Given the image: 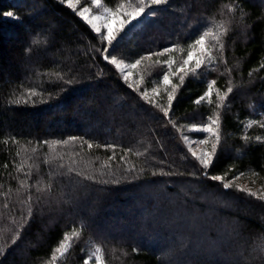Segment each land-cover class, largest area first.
I'll return each instance as SVG.
<instances>
[{"label": "trees", "instance_id": "16d2710c", "mask_svg": "<svg viewBox=\"0 0 264 264\" xmlns=\"http://www.w3.org/2000/svg\"><path fill=\"white\" fill-rule=\"evenodd\" d=\"M102 2L115 10L128 0ZM152 11L109 46L60 0H0V264H50L63 235L81 225L66 258L51 264H84L95 246L105 264H264V199L209 178L242 174L264 186V128L245 127L264 119V0H168ZM221 20L230 21L222 59L213 74L205 64L174 75L168 117L104 58L150 56L139 65L144 83L160 81L169 69L153 54L179 46L180 64ZM210 80L213 104L197 105ZM229 86L218 110L221 143L205 169L184 149L180 128L214 116L216 89ZM28 89L42 95L12 103ZM53 141L66 143L53 151Z\"/></svg>", "mask_w": 264, "mask_h": 264}, {"label": "snow or ice", "instance_id": "6c2138e0", "mask_svg": "<svg viewBox=\"0 0 264 264\" xmlns=\"http://www.w3.org/2000/svg\"><path fill=\"white\" fill-rule=\"evenodd\" d=\"M60 3L67 4L69 8H72L74 11L77 10V5H79L80 0H60ZM168 0H128V3H121L115 10L108 7H103L102 13L98 14H92L90 7H83L79 11H77V15H79L83 20H85L91 28L97 33L101 34V29H105L106 32L102 35H100L101 41H106L108 45H111L112 42L116 39L119 32L123 31L125 25L132 23L134 20H138L140 17L147 18L148 16H154L156 13L154 11L148 12L147 15L146 9L150 8L152 6H159L167 4ZM90 4L94 5L96 9L102 8V0H90ZM229 12H234L235 8L232 5L228 6ZM7 16L17 18L14 16L12 12L6 13ZM229 24L230 21H224L221 20L219 22L213 21L212 26L207 28L205 31H203L191 44L188 45V51L186 57L180 62L178 67L176 68L175 74L179 75L180 73L187 74L186 70L190 69L193 74H197V70L200 69L202 66L207 64L208 70H213V66L216 65L218 59H222L223 51H224V42L223 37L227 35L229 31ZM115 26V27H114ZM33 44H41L46 43V41H41L40 39L36 38L32 41ZM31 49H28L30 51ZM183 52L184 49L179 48L177 46L176 48H169L163 50V52L154 53L153 55L160 56L164 55L165 53L169 52H176V51ZM216 51L220 54V56L213 55V52ZM106 60H108L109 63L115 66V68L120 71L123 74V78L125 81L128 80L129 76L131 75V72H127L125 74V69L130 68H136L138 67L142 60H137L135 63L132 64H125L123 60H118L115 56L105 55L104 57ZM142 59H150V57L142 58ZM156 63H165L169 69L172 68L173 64L176 63L174 58L169 59L168 61H156ZM194 64V67H191ZM261 67H264V64H261ZM230 71V69L228 70ZM56 78L58 80H64L63 75L56 73ZM184 76H179V84H183L184 82ZM143 77H141V80ZM73 81L71 79L65 81V83H72ZM161 82L163 85L166 86V92H167V106H163L156 102L155 100H151L149 98L148 91H144L141 93V97L149 100L150 103L153 104V106L158 107L161 109V111L164 113L165 117H168L169 111L172 108V103L175 99V92L176 89L179 87L177 84H173L172 80L170 79V75L168 73H165L162 75ZM231 83V82H229ZM131 86V85H130ZM167 86L171 87V91H167ZM215 87V80L208 82L206 86V91L204 95L200 96L197 100L194 101L197 105L201 103V101H206L209 105L213 104V100L211 99L213 90ZM232 87L229 86L227 90L223 93L220 92L219 89H216V95H217V101L215 105V115L208 117L206 122L199 126V130L208 133L210 137L212 138V145H211V151H204L200 155H197L195 151L192 152V155L199 161V164L207 169L211 166L213 157L215 155V152L217 148L219 147L221 143V121H220V115H219V109L224 106V101L227 99V96L229 93L232 92ZM152 93L155 96H159V89L153 88ZM42 93L38 92L35 89H28L24 94L19 96L17 99L13 100L12 103L15 104H21V103H35V101L32 100V97L41 96ZM43 102V101H41ZM170 123H173L171 120H169ZM259 124L260 127L264 128V122H257V121H250L245 127H251L253 124ZM173 126L175 127V124L173 123ZM243 139L247 142L251 139V137L245 135ZM257 141H261V137L257 136L255 137ZM16 142V141H13ZM3 143L7 144V141H3ZM48 143V142H45ZM60 143H66L61 141H53L52 142V148L53 151L55 150V146ZM202 144H208L209 140L205 139L200 141ZM88 147L91 148L92 145L88 144ZM111 147V146H110ZM35 151V149H33ZM129 152L131 150H128ZM17 156L20 155L19 151L16 153ZM135 155L140 156L143 155V153H135ZM115 159V156L109 157V160ZM123 159V157H122ZM26 161H23L17 165H15L17 171H23L24 164ZM4 167H7L5 165ZM60 167H63V165H60ZM105 167H110L109 164H106ZM70 171H73L74 169H69ZM129 170H134V166L130 167ZM79 174V173H78ZM161 175H164L165 173L161 172ZM170 174V173H168ZM26 176H29L30 173H25ZM153 175H156V173H153ZM205 176L208 175L207 172L204 173ZM242 175V174H241ZM88 179H91L92 177H86ZM210 179L214 181H220L225 189L233 187L235 180L239 179V176L235 177L232 181H227L225 179V176H219V175H213L209 177ZM19 184L22 188L27 189L29 187L27 180H21L19 181ZM51 185H48L46 188L42 189L39 186L37 187V192L40 191H50ZM237 191H246L249 195L256 196L257 194L252 192L251 189H246L241 186H236ZM258 199H264V194L257 197ZM41 198L37 197V200L39 201ZM31 200L32 197L29 196L27 203L29 204V210H28V218H31L32 210H31ZM83 230V225H81L80 229L73 228L70 232H66L59 245L54 249V253L50 258V264L51 262H54L59 257L61 260H64L69 253L70 249L72 248V240L74 238H79L81 235V232ZM19 238V232L14 235L12 239V243H15V240ZM3 248L0 246V254H2ZM89 259L84 261V264H90V261L92 258L95 259L96 264H105L104 257H103V250L99 246H95L94 249L88 254Z\"/></svg>", "mask_w": 264, "mask_h": 264}, {"label": "rangeland", "instance_id": "374dc122", "mask_svg": "<svg viewBox=\"0 0 264 264\" xmlns=\"http://www.w3.org/2000/svg\"><path fill=\"white\" fill-rule=\"evenodd\" d=\"M104 5L105 4L102 2V8L101 9H96L94 5L90 4V0H80V3H79V5H77V10L75 12L77 13V11H79L83 7H90L92 14H98V13H102L103 7H106ZM152 7L146 9L145 15H147V13H148L147 10H150ZM141 18H143V16L140 17L138 20H134V21H132V23L125 25L123 31L118 33V35H117V37H116V39L114 41H117L118 37L120 35H122L126 31V29H128L134 23L138 22ZM92 31H94V30H92ZM105 32H106V30L102 28L101 29V34H98L99 37H100V35L104 34ZM114 41L112 42V44L115 43ZM105 43H107V42L105 41ZM147 57H150V56L143 55L141 57L136 58L133 61H125L124 63L125 64H132V63H135L137 60H142V62H141V64H142L143 61L145 60V59H142V58H147ZM159 58L162 59L161 62L168 61L171 58L175 59V57L173 56V52H169V53H165L164 55H160ZM175 61H176V59H175ZM162 64L166 65L165 63H162ZM178 65L179 64H177V62H176L175 64H173L171 69L168 68L169 69L168 74L170 75V79L171 80L173 79L174 75H176L175 71H176V68L178 67ZM191 67H194V64ZM139 68H140V66H138L136 68L125 69V74L127 72H131V75L129 76V78H128V80L126 82L131 84L132 86L136 87L137 89L142 90V92L147 90L148 93H149V98L151 100H155L159 104H162L163 102H165L164 100H167V92L165 90L166 86L162 84L161 80L160 81L159 80H155V81H153L150 84L144 83V79L141 80V77H143V76H142V73H141ZM186 71H191V70L187 69ZM118 72H119L120 76L122 77L121 79H123V81H125L124 78H123V74L120 71H118ZM211 73L212 74L214 73V69L211 70ZM211 81L212 80H210L209 82H211ZM153 88H158L159 89V93H160L159 96H155L152 93V89ZM167 91H168V86H167ZM261 122H264V119L261 120ZM200 125H202V124H200ZM200 125H193V124H186L185 123V124H182V127L180 128V134H181L180 137L182 138V142H183V145L185 147L184 149H186L189 152V154L193 157V159H195V161L198 162V164H199V161L192 155V152L195 151L197 153V155H200L204 151H211V145H212V142H213L212 138L210 137V135L208 133H205V132L199 130V126ZM205 139L209 140L208 144L200 143V141L205 140ZM213 159H214V157H213ZM238 176H239V179L235 180V183H234L233 187H236L238 185V186L244 187L246 189H251V191L256 193L257 196H260V195L264 194V186L261 185L259 183V181L256 180L254 177H249V176H246V175H238ZM234 178L226 179V180L227 181H232ZM165 246L167 247V246H171V245H169V243L165 242L163 244V247H165ZM173 259H175V257ZM169 260H172V258L170 257ZM90 264H96L94 258L91 259Z\"/></svg>", "mask_w": 264, "mask_h": 264}]
</instances>
